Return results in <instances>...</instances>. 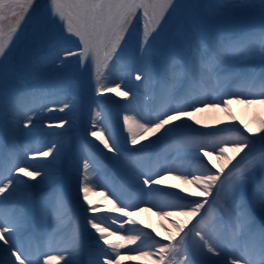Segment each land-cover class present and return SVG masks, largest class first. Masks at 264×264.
<instances>
[{
	"label": "snow or ice",
	"instance_id": "snow-or-ice-1",
	"mask_svg": "<svg viewBox=\"0 0 264 264\" xmlns=\"http://www.w3.org/2000/svg\"><path fill=\"white\" fill-rule=\"evenodd\" d=\"M135 262L264 264V0H0V264Z\"/></svg>",
	"mask_w": 264,
	"mask_h": 264
},
{
	"label": "bare ground",
	"instance_id": "bare-ground-1",
	"mask_svg": "<svg viewBox=\"0 0 264 264\" xmlns=\"http://www.w3.org/2000/svg\"><path fill=\"white\" fill-rule=\"evenodd\" d=\"M231 107L233 114L238 120H243L245 123H248L252 127L255 126L254 116L258 114L257 109L245 108L243 105H235V104L232 105ZM90 199L92 200L93 204H99L104 206L105 208L108 207L103 197L99 195L90 194ZM138 219L142 220L145 224H151L152 227L157 228V230H160L159 218L153 215L152 213H147V212L141 213ZM135 264H139V262H135Z\"/></svg>",
	"mask_w": 264,
	"mask_h": 264
}]
</instances>
